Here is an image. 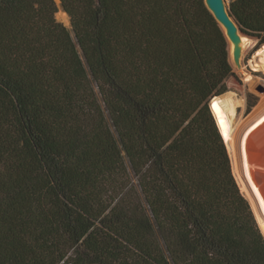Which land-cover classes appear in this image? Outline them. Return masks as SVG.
I'll return each mask as SVG.
<instances>
[{"label": "trees", "instance_id": "obj_1", "mask_svg": "<svg viewBox=\"0 0 264 264\" xmlns=\"http://www.w3.org/2000/svg\"><path fill=\"white\" fill-rule=\"evenodd\" d=\"M61 5L70 28L55 0H0V264H264L204 0ZM228 10L264 43V0Z\"/></svg>", "mask_w": 264, "mask_h": 264}, {"label": "bare ground", "instance_id": "obj_2", "mask_svg": "<svg viewBox=\"0 0 264 264\" xmlns=\"http://www.w3.org/2000/svg\"><path fill=\"white\" fill-rule=\"evenodd\" d=\"M61 16L68 19L66 12H62ZM249 40V38L241 34L240 61H242L244 47L249 44ZM250 66L254 71L264 72V43L257 48L254 57L250 61ZM239 69L247 76V80L250 79L251 74L246 70L242 62ZM243 100V97L230 90L211 98L210 106L226 142L233 174L242 193L248 199L264 235V147L259 146L260 148L257 150H253L252 147V144H255L252 143L253 139L256 138L259 143L261 140L259 133L264 131V104L262 107H260L261 105L259 106V110L254 116L253 122L255 125L249 126L245 132L243 131L241 138L237 139L240 126H234L235 110L243 104Z\"/></svg>", "mask_w": 264, "mask_h": 264}, {"label": "rangeland", "instance_id": "obj_3", "mask_svg": "<svg viewBox=\"0 0 264 264\" xmlns=\"http://www.w3.org/2000/svg\"><path fill=\"white\" fill-rule=\"evenodd\" d=\"M55 2L58 6V11L55 14L56 19L70 28L71 25H70L69 15L67 14L68 19L63 18L61 16V13L65 12V11H64L59 0H55ZM228 3H229V1L227 2V4ZM254 38H255V43H253L251 40H249V42H248L249 44H247L245 46L246 48L244 47V51H243V55H242V61H241L244 65V67L246 68V70H248L250 72V74H251L250 79L247 80V76L244 75V73L239 68H237L236 66H233L232 68H233L234 74L232 75V77L237 82V85L236 86H230L229 84H227V79H226L227 89H226V91L223 92V93H225L227 91L232 90V91L236 92L237 95H239L240 97H243V99H244L243 104L241 106L237 107L235 110L234 126H236V127H237V125L240 126V128L238 130V135H237L238 138L237 139L241 138V136L243 135V131L245 132L249 126L255 125V123L253 122L254 116L257 113V111L259 110V106L261 105L260 107H262L264 104V92H261L258 89L259 85L264 86V72L263 71H254L251 69V66H250V61L254 57L257 48L261 45V44H258L259 38L258 37H254ZM249 103H254V104L248 110V104ZM240 129H242V130H240ZM259 134L261 135L260 136L261 140L259 139L260 140L259 143L257 142L256 138L253 139V141H252V143H255L252 145L254 146V149H256V150L260 148L259 146L264 147V131L260 132ZM257 169L260 170L259 167H257Z\"/></svg>", "mask_w": 264, "mask_h": 264}, {"label": "water", "instance_id": "obj_4", "mask_svg": "<svg viewBox=\"0 0 264 264\" xmlns=\"http://www.w3.org/2000/svg\"><path fill=\"white\" fill-rule=\"evenodd\" d=\"M59 1L61 3V0H59ZM228 1H230V0H204L205 5L207 6L209 11L213 14L215 19L217 20V22H218V24H219V26L223 32V35L226 39L229 63L231 64L232 67L236 66L237 68H239L241 66V61H240V58H241V46H240L241 34L247 35L250 37H255V36L248 35V34L244 33L243 31H241L238 24L236 23L234 18L229 13L228 4H227ZM261 44H263V43H261ZM230 77H232V75ZM258 89L261 92H264V86L259 85ZM215 96H217V95H215ZM215 96H213V97H215ZM216 123H217V121H216ZM217 126H218V124H217ZM218 128H219V126H218Z\"/></svg>", "mask_w": 264, "mask_h": 264}, {"label": "crops", "instance_id": "obj_5", "mask_svg": "<svg viewBox=\"0 0 264 264\" xmlns=\"http://www.w3.org/2000/svg\"><path fill=\"white\" fill-rule=\"evenodd\" d=\"M256 131V130H255ZM261 136V135H260ZM252 147H253V150H254V146L252 145ZM263 151H264V149H263Z\"/></svg>", "mask_w": 264, "mask_h": 264}]
</instances>
